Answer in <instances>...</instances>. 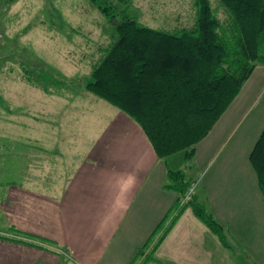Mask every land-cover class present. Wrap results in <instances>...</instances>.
<instances>
[{"label": "rangeland", "instance_id": "374dc122", "mask_svg": "<svg viewBox=\"0 0 264 264\" xmlns=\"http://www.w3.org/2000/svg\"><path fill=\"white\" fill-rule=\"evenodd\" d=\"M113 1L118 15L111 21L90 0H0V183L26 182L23 177H30L33 163L39 165L41 175L47 163L53 167L54 155L58 162V155L64 151V134L76 130L77 125L68 124V120L79 116L83 101L103 99L85 84L116 35L114 20L121 18L120 11L126 10L155 28L194 26L195 0ZM211 2L218 17L224 19L219 0ZM262 83L255 86L251 102L250 98L245 101L246 108L241 106L227 116L240 120L222 127L219 135V127H215L207 142L196 144L192 160L183 157L182 151L168 155L166 160L169 169H180L189 178H185L187 186L178 203L185 206L189 199L197 198L221 224L225 236L234 240L232 234L236 232L253 244L255 252L250 258L264 264V207L257 204V189L250 187L253 173L246 169L248 162L251 165L252 139L264 124ZM245 169L248 180L243 178ZM20 232L25 231L0 215V237L31 239ZM240 251L245 249L239 244L233 254L238 257ZM140 252L146 259L150 246ZM238 258V264H253L246 255ZM148 263L164 264L152 259Z\"/></svg>", "mask_w": 264, "mask_h": 264}, {"label": "crops", "instance_id": "0c3cea01", "mask_svg": "<svg viewBox=\"0 0 264 264\" xmlns=\"http://www.w3.org/2000/svg\"><path fill=\"white\" fill-rule=\"evenodd\" d=\"M261 82L264 87V64L255 67L197 145L207 142L215 127L219 135L222 127L237 123L241 117L227 116L245 107L247 99L251 102ZM87 100L79 116L68 120L77 125L76 130L64 134V151L58 162L54 155L53 167L47 163L41 175L39 165L33 163L30 177H23L26 182L0 183V215L19 230L44 238H25L27 243L0 237V264H147L140 251L150 246L152 252L159 239L151 259L164 264H238V257L245 255L253 264H261L250 258L253 244L236 232L234 240L225 236L223 242L191 204L178 203L181 192L168 182L167 157L157 155L135 119L106 100ZM246 169L253 173L250 187L257 189V204L264 207L255 170L249 162ZM246 169L243 178L248 180ZM57 172L61 173L56 176ZM193 201L200 204L195 197ZM239 244L245 251L236 257L233 250Z\"/></svg>", "mask_w": 264, "mask_h": 264}, {"label": "trees", "instance_id": "16d2710c", "mask_svg": "<svg viewBox=\"0 0 264 264\" xmlns=\"http://www.w3.org/2000/svg\"><path fill=\"white\" fill-rule=\"evenodd\" d=\"M90 1L111 21L118 15L113 0ZM219 3L224 19L218 17L211 0H195L194 26L174 30L143 24L126 10L120 11L116 35L86 81L89 91L139 123L160 158L182 151L191 159L196 144L227 110L255 67L264 64V0ZM249 161L264 195V127ZM169 178L171 187L185 192L187 181L180 169H169ZM193 199L186 205L191 204L194 213L226 243L221 224ZM20 241L30 243L25 238Z\"/></svg>", "mask_w": 264, "mask_h": 264}, {"label": "water", "instance_id": "95a60500", "mask_svg": "<svg viewBox=\"0 0 264 264\" xmlns=\"http://www.w3.org/2000/svg\"><path fill=\"white\" fill-rule=\"evenodd\" d=\"M114 23H118V22L114 20Z\"/></svg>", "mask_w": 264, "mask_h": 264}]
</instances>
